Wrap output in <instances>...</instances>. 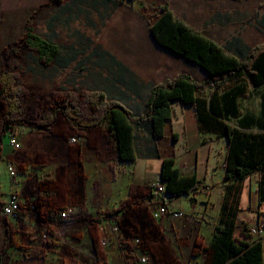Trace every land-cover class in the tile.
Wrapping results in <instances>:
<instances>
[{"label":"crops","instance_id":"obj_1","mask_svg":"<svg viewBox=\"0 0 264 264\" xmlns=\"http://www.w3.org/2000/svg\"><path fill=\"white\" fill-rule=\"evenodd\" d=\"M229 1L244 5L236 21L229 23L223 16L225 24L194 28L227 56L243 62L254 46L264 45V0ZM147 10L140 0H0V25L18 34L29 26L58 50L48 69L88 73V91H100L138 116L145 111L151 88L162 80L180 73L197 82L209 77L204 68L155 42ZM214 91L221 114H212L208 105L200 120L194 104L173 100L164 135L153 139L146 131L137 133L136 158L131 161L116 157L114 141L104 128L77 129L65 117L61 121L66 129L54 131L52 126L27 135L17 131L21 147L27 141L42 143L21 155L12 154L21 147L12 148L3 135L0 256L5 264H125L144 254L151 264H207L206 248L226 185L228 137L216 129L217 122L242 131H264V82L257 86L241 75L227 85L207 87L198 96L208 100ZM72 137L80 139L72 143ZM164 159H173L180 176L194 175L202 183L190 194L167 195L169 211L184 212L180 218L171 213L161 219L152 216L157 195L151 184L161 179ZM8 161L16 168V178L8 173ZM257 186L255 173L241 185L234 232L239 239L245 237L243 225L254 224L264 211ZM13 191L22 204L20 220L1 213ZM69 207L75 211L65 220L59 212ZM113 223L120 228L119 237L111 233ZM43 233L49 242L41 239ZM104 237L109 243L101 245ZM136 237L140 244L134 242ZM15 238L26 241L19 245ZM260 240L264 264V236Z\"/></svg>","mask_w":264,"mask_h":264},{"label":"trees","instance_id":"obj_2","mask_svg":"<svg viewBox=\"0 0 264 264\" xmlns=\"http://www.w3.org/2000/svg\"><path fill=\"white\" fill-rule=\"evenodd\" d=\"M160 1L164 3L155 7V20L149 21V31L155 42L204 68L209 72V77L197 82L188 73H180L172 79L162 80L151 88L145 111L138 116L116 101H108L105 94L100 91L85 92L87 103L100 111L99 115L92 116L89 121L83 119L75 104H72L70 109L61 108V113L74 128L85 130L97 125L104 128L114 141L116 157L122 161L136 158L134 140L140 131H146L153 139L164 135V123L171 119L170 105L173 100L177 99L183 105L194 104L200 120H203L208 105L212 114H221L215 105L216 92L214 91L207 100L206 97L198 96L203 89L227 85L241 75H247L257 86L264 82V45L254 46L243 62L229 57L211 40L176 19L168 7V0ZM23 42L37 51L39 60L44 64L55 59L58 54L54 45L34 35L29 26H26ZM14 84L15 78L11 69L9 67L1 69L0 96L5 104L7 119L12 117V121L23 114L19 102V89ZM208 116L210 117L207 112ZM54 117L55 115L51 119ZM217 123L219 127L216 129L228 137L224 173L226 185L213 237L206 248L209 254L207 264H263L261 240L247 239L250 235L245 233L243 234L245 237L239 239L234 232L241 185L253 173L258 175V203L264 202V131H242L221 120ZM262 126L264 127V123ZM4 129L6 130L5 126ZM161 179L166 181V192L175 197L190 194L202 184L194 175L180 176L174 167L173 159H164ZM244 226L243 231L246 230ZM0 264H5L1 256Z\"/></svg>","mask_w":264,"mask_h":264},{"label":"rangeland","instance_id":"obj_3","mask_svg":"<svg viewBox=\"0 0 264 264\" xmlns=\"http://www.w3.org/2000/svg\"><path fill=\"white\" fill-rule=\"evenodd\" d=\"M140 1L148 7L146 11L148 21L153 22L155 7L164 2L160 0ZM243 6L229 0H168V7L174 17L185 25H189L191 30L194 29L193 31L195 28L203 27L201 26L203 24H225L223 16H228L229 23L234 22L237 20L239 9ZM194 26L197 27L194 28ZM14 32L16 30L0 25V70L6 67L11 69L15 78L14 85L19 89V102L23 114L14 121L12 117L7 119L5 104L0 96V146L3 144V135L9 129L18 131L21 135H27L35 130H49L52 126L54 131L58 129L57 127L66 129L67 127L61 121L65 117L61 113V108L70 109L72 104H75L87 119L91 118L93 113L95 116L100 114V111L92 108L85 99V92H88L86 87L88 86V73L48 69L46 64L39 60L37 51L23 42L25 32L23 34ZM54 115L55 117L51 119ZM39 146H42V143L31 144L27 141L23 147L13 151L12 154L21 155ZM29 206L34 208L31 203ZM261 208L264 210L263 206ZM245 235L249 234L246 232ZM41 239L44 242L48 241L47 238L42 237ZM25 241L23 238H15V242L19 245H23ZM89 256H93V253Z\"/></svg>","mask_w":264,"mask_h":264},{"label":"built area","instance_id":"obj_4","mask_svg":"<svg viewBox=\"0 0 264 264\" xmlns=\"http://www.w3.org/2000/svg\"><path fill=\"white\" fill-rule=\"evenodd\" d=\"M6 134L8 135V142L9 144L12 146V148L17 149L19 147H21L20 142L18 141L17 137H16V132L15 130H8L6 132ZM80 139V138H78ZM78 139L76 137H72L70 138V142L75 143L78 141ZM6 167L8 170L9 175L12 178H16L17 172H16V168L14 166V164L12 163V161H8L6 163ZM165 180L162 179H157L155 180L152 184V191L155 195H157V198L155 200V204L154 207L152 209V216L155 219H161L163 218V216H165L168 213H171L173 217L175 218H180L184 215L183 211H169L167 205H166V198L168 193L166 192L165 189ZM19 193L16 191L11 192L10 194H8L7 200L5 202V204L3 205V208L1 209V213L4 217H8V218H12V219H21V210H22V204L19 198ZM75 209L72 207L69 208H64L62 211L59 212V216L65 220H68L73 214H74ZM244 226V225H243ZM245 231L252 236L253 238H255L256 240H260V238H262L264 236V211L262 212V215L259 216L256 219V222L253 223H248L245 224ZM119 226L116 223H113V225H111V233H114L115 235H117L118 237L119 235ZM42 237L44 239H48V235L47 233H43ZM141 238L136 237L134 238V242L136 244H140L141 243ZM101 245H106L109 243V237H104L101 240ZM103 264V263H101ZM126 264V263H125ZM127 264H151L150 263V259L147 255H140L136 260H133Z\"/></svg>","mask_w":264,"mask_h":264}]
</instances>
